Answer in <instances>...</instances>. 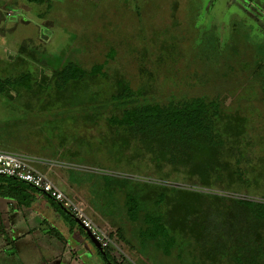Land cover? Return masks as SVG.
Wrapping results in <instances>:
<instances>
[{
  "label": "trees",
  "instance_id": "16d2710c",
  "mask_svg": "<svg viewBox=\"0 0 264 264\" xmlns=\"http://www.w3.org/2000/svg\"><path fill=\"white\" fill-rule=\"evenodd\" d=\"M26 1L41 4L49 0ZM184 1L183 11H186L187 4L198 0ZM170 2V19L183 22L176 13L181 0ZM214 2L216 0L205 3L201 14L205 19L212 17ZM222 2L218 12L225 15L232 11L234 24L229 25L227 33L222 22L219 27L214 25L221 57L216 61L208 57L209 61L196 62L197 68L190 75L196 84L187 81L182 93L165 99L160 98L153 85L133 87L125 74L113 72L109 78L104 66L115 58L116 47L122 49V44L116 42L110 44L105 59L85 68L72 60L53 65L58 59L56 55L54 61L40 59V51L28 38L17 46V52L37 63L36 72L10 71L4 66L0 69V97L12 101L27 92L40 98L41 88L45 92L42 97L48 100L46 106L53 109L60 106L58 102L61 105L71 102V97L86 86V82L97 86L110 79L105 85L102 110L93 115L96 120L100 118V124L96 120L87 123L89 133L85 138L79 135L69 140L71 148L66 147L67 139L61 135L59 146L49 145V153H45L62 163L51 166L62 177L66 189H72L84 199L85 214L101 230L99 225L106 227V233L102 230L106 244H99L100 250L75 221L74 215L46 194L61 206L64 218L76 226L103 264H121L115 258L116 250L122 251L123 259L135 264H160L149 262L153 251L175 256L181 264H264V108L258 109L252 104L261 115L251 120V110L245 106L264 102V13L258 16L248 13L251 4L256 12L264 10V0L261 3L254 0ZM185 17L188 22L195 18H190L188 11ZM171 35L168 34L169 41L179 43L173 52L183 55V39L175 32ZM207 38L212 39L209 35ZM247 39L244 47L248 56H243L237 64L242 83L251 85L256 95H250L240 105L234 103V98L227 100L220 92L209 94L202 86L234 80L238 41ZM206 45L209 47L210 43ZM18 58H22L16 57L20 63ZM219 66L227 67L219 79H198L207 68L217 71ZM45 67L48 73L44 72ZM155 79L154 74L153 81ZM97 87L94 89L101 88ZM100 92L90 90L89 95L97 94L98 98ZM17 128L16 120L0 119V149L31 150L25 147L28 143L21 144L23 139L18 136ZM83 141L89 144L84 151L81 149ZM91 156L95 158L93 161L100 162L97 170L67 165H85L83 161L90 165V160L84 158ZM31 162L48 177V162L39 163L34 159ZM104 169L120 174L102 172ZM49 179L67 194L55 177ZM0 180L25 185L22 180L8 175H0ZM28 185L32 192L44 193ZM184 242L196 249L189 262L182 256L183 252H176L177 246Z\"/></svg>",
  "mask_w": 264,
  "mask_h": 264
},
{
  "label": "rangeland",
  "instance_id": "374dc122",
  "mask_svg": "<svg viewBox=\"0 0 264 264\" xmlns=\"http://www.w3.org/2000/svg\"><path fill=\"white\" fill-rule=\"evenodd\" d=\"M11 1L0 0V20L2 19L0 21V69L4 66L3 68L10 71L11 69H13L12 71L17 69L36 72L37 63L18 53L16 51L17 45L14 47L15 44L19 45L28 38L32 40V45L37 46L38 51H40V59L54 61V55H56L58 59L55 60L53 65L72 60L79 62L85 68H89L96 61L100 62L105 59L110 44L116 42L118 45L122 44V49L125 51L116 47L115 58L108 60V63L104 66L105 68L103 67L106 72L108 70L109 78L114 73L125 74L124 76L129 78L133 87L139 85L152 87L153 85L157 88L160 98L163 99L171 94L178 95L182 93L187 88L185 86L187 81L196 84L194 80H191L193 78L190 77L193 70L197 68L196 62L200 60L209 61L208 57L216 61L218 57H221L220 47L218 48V45H216L214 25L219 27L222 22L227 33L231 28L229 25L234 24V20L232 21L234 13L232 11L229 10L223 15L224 13L217 10L223 0L214 2L215 10H212V17L207 19L201 14L205 3L207 4L209 0H198L193 2L192 5L189 3L186 11H183L185 1L181 0L182 3L178 4L176 13L184 23L170 19L169 8L172 0H49L41 4L27 3L24 0ZM254 1L261 3V0ZM137 9H140L138 14L136 13ZM254 9L255 7L251 4V8L248 10L249 15L258 16V14L264 13V10L256 12ZM6 11L9 12L6 14ZM187 11L190 18L195 16L191 22L186 20L185 14ZM20 17H24L28 22H19ZM238 26L241 25L238 24ZM174 32L184 41L181 46L183 55L173 52L174 47L179 46V43L170 42L168 34L172 33V37ZM208 35L212 39H208ZM205 38H207V41L202 42ZM238 42L240 46L236 55V64L234 62V80L226 81L227 83L220 80L219 83L213 86L210 85V82L209 85L206 84L202 87H205L209 94L220 92L222 96L227 97V100L234 98V103L241 105L250 95H256V92L252 90L251 85L242 83L243 79L239 75L240 66L237 64L243 56H248L244 47L248 39L247 41ZM208 43H210L209 47L206 45ZM42 48L44 52H42ZM177 50L178 48L175 51ZM42 53L45 54L42 55ZM20 56L22 59L18 58L21 61L19 63L16 57ZM206 66L204 67L206 68ZM219 67L217 71L207 68L208 70L204 71V76L202 78L198 77V79L202 81L219 79V75L227 70V67ZM43 70L48 73L46 67ZM154 74L156 79L153 81ZM150 81H152L151 84ZM109 82L110 79L108 82L97 84L103 90H100L101 88L94 89V87H97L96 84L92 86V82H86V86H82L79 92L74 93L70 99L71 102L63 104L64 106L58 102L60 106L54 109L46 106L48 100L42 97L45 92L41 88L39 91L40 98H35L25 91L22 92L26 94L23 93L24 95L22 94L21 97L18 96V100L9 101L5 97H0V119L11 121L17 119L16 109H9L4 105L18 104L25 114L24 117L20 116L19 121H16L21 136L28 137V144L25 147L31 148L34 153L39 151L43 155L49 153V150H47L49 145L50 147L52 145L59 146L61 135L67 139L65 144L68 147L69 140L74 137L77 138L79 135L85 138V134L89 133L86 124L95 121L93 115L96 114V111L102 110L101 106L105 100L104 89L107 88L105 85ZM90 90L102 92H100L98 98L95 96L97 94L93 98L94 96L89 95ZM201 92L204 93L205 91L201 89ZM195 93H199V91L195 90ZM252 104L258 109L264 108V102L247 103L245 106L251 110V120L257 115H261L254 110ZM39 105L43 106L42 109L37 108ZM247 108L245 107L246 111H248ZM7 110H10L11 114H4V111ZM105 111L108 114L107 109ZM99 119L98 117L96 121L100 124L99 121L101 120ZM86 145L83 141L81 147L83 151L89 144ZM69 148H71V145ZM84 159L90 160V165L83 161L85 165L73 164V166L80 167L82 170H97L96 167L100 162L93 161L94 157ZM103 161L109 163L106 159H103ZM49 162L61 163L55 160ZM48 166L50 171L48 177L54 180L51 171L55 167ZM101 171L120 174L109 169ZM78 206L83 209L81 204H78ZM99 226L102 230L105 229L104 232L106 233V227L103 229L102 225ZM188 249L191 252L187 251ZM195 250L185 242L176 248V252H183L182 256L185 257L186 262L190 261L192 252ZM84 251L79 254H85ZM87 252L90 253L89 250ZM66 253L68 255L64 254L63 260H69L70 252L66 251ZM114 255L121 264H135L127 258L123 259L122 251L116 250ZM151 257L149 262L181 264L177 263L180 260L179 258L172 255L163 256L155 251L152 252ZM61 258H63V255H61ZM152 259L154 261H151ZM85 263L97 264L99 262L96 263L94 259ZM75 264H82V260L76 261ZM136 264H140V262H136Z\"/></svg>",
  "mask_w": 264,
  "mask_h": 264
},
{
  "label": "crops",
  "instance_id": "0c3cea01",
  "mask_svg": "<svg viewBox=\"0 0 264 264\" xmlns=\"http://www.w3.org/2000/svg\"><path fill=\"white\" fill-rule=\"evenodd\" d=\"M11 3L13 4L12 1ZM8 12L6 11V14ZM19 22L28 21L24 17H20ZM4 27L6 26L4 25ZM16 45L18 46L15 44L14 47ZM10 93L15 96L14 91L11 90ZM15 99L17 98L12 100ZM4 106L16 109L19 120L20 116L24 117L25 115L18 104ZM4 114H11V111H4ZM17 119L15 118L16 121H19ZM20 133L21 131L18 132V136L23 139L21 141L23 145L27 143L28 137L21 136ZM14 152L29 156L39 163L62 164L50 163L49 161H54L53 158L47 157L46 154L42 155L39 151L34 153L32 149L20 148ZM67 165L73 166V164ZM51 172L57 179V184L63 190H67L65 182L56 169ZM24 184L13 185L0 180V264H75L78 260H82V264H86L85 262L97 260L96 253L83 239L76 226H72L64 218L61 206L52 202L44 193L32 192L29 185ZM66 193L85 208V201L77 192L68 189ZM32 196L33 199H31ZM84 249H88L90 253ZM66 251L70 252L69 260H63L64 254L68 255ZM81 251H84L85 254L80 255Z\"/></svg>",
  "mask_w": 264,
  "mask_h": 264
},
{
  "label": "built area",
  "instance_id": "2783aa9c",
  "mask_svg": "<svg viewBox=\"0 0 264 264\" xmlns=\"http://www.w3.org/2000/svg\"><path fill=\"white\" fill-rule=\"evenodd\" d=\"M31 157L24 154L0 149V174L15 177L28 182L42 192L50 194L62 206L67 208L74 217L90 231L100 245L106 244L104 232L96 226L68 194H64L51 180L37 169L31 162Z\"/></svg>",
  "mask_w": 264,
  "mask_h": 264
},
{
  "label": "water",
  "instance_id": "95a60500",
  "mask_svg": "<svg viewBox=\"0 0 264 264\" xmlns=\"http://www.w3.org/2000/svg\"><path fill=\"white\" fill-rule=\"evenodd\" d=\"M23 182H25V181H23ZM25 183L29 184L28 182H25ZM44 193L47 194L46 192H44ZM75 221L78 223V225H80L85 230L86 234L89 236L90 240L94 243V245L96 247L100 248L99 242L93 237V235L90 233V231L88 229H86L84 226H82L81 223L77 219H75ZM100 250H101V248H100Z\"/></svg>",
  "mask_w": 264,
  "mask_h": 264
},
{
  "label": "flooded vegetation",
  "instance_id": "af4514ba",
  "mask_svg": "<svg viewBox=\"0 0 264 264\" xmlns=\"http://www.w3.org/2000/svg\"><path fill=\"white\" fill-rule=\"evenodd\" d=\"M98 258V257H97ZM95 261H99V263H97V264H103V261H101L100 259H97V260H95Z\"/></svg>",
  "mask_w": 264,
  "mask_h": 264
}]
</instances>
